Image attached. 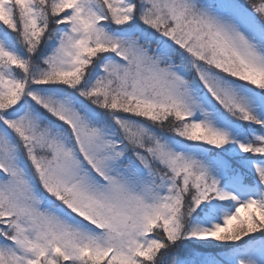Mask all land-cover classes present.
Returning a JSON list of instances; mask_svg holds the SVG:
<instances>
[{
	"label": "snow or ice",
	"instance_id": "snow-or-ice-1",
	"mask_svg": "<svg viewBox=\"0 0 264 264\" xmlns=\"http://www.w3.org/2000/svg\"><path fill=\"white\" fill-rule=\"evenodd\" d=\"M0 264H264V0H0Z\"/></svg>",
	"mask_w": 264,
	"mask_h": 264
},
{
	"label": "trees",
	"instance_id": "trees-1",
	"mask_svg": "<svg viewBox=\"0 0 264 264\" xmlns=\"http://www.w3.org/2000/svg\"><path fill=\"white\" fill-rule=\"evenodd\" d=\"M186 247H188V246H186ZM186 250V249H185ZM184 254V250H181V255H183Z\"/></svg>",
	"mask_w": 264,
	"mask_h": 264
}]
</instances>
